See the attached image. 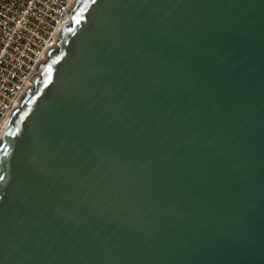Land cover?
<instances>
[{"label": "water", "instance_id": "1", "mask_svg": "<svg viewBox=\"0 0 264 264\" xmlns=\"http://www.w3.org/2000/svg\"><path fill=\"white\" fill-rule=\"evenodd\" d=\"M0 124V264H264V0H73Z\"/></svg>", "mask_w": 264, "mask_h": 264}, {"label": "built area", "instance_id": "2", "mask_svg": "<svg viewBox=\"0 0 264 264\" xmlns=\"http://www.w3.org/2000/svg\"><path fill=\"white\" fill-rule=\"evenodd\" d=\"M73 0H0V124L43 53L53 47L55 30L68 21Z\"/></svg>", "mask_w": 264, "mask_h": 264}]
</instances>
